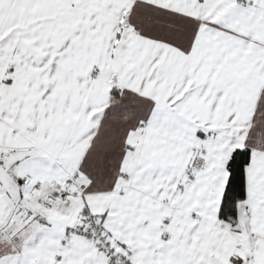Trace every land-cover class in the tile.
<instances>
[{
  "label": "snow or ice",
  "instance_id": "1",
  "mask_svg": "<svg viewBox=\"0 0 264 264\" xmlns=\"http://www.w3.org/2000/svg\"><path fill=\"white\" fill-rule=\"evenodd\" d=\"M0 264H264V0H0Z\"/></svg>",
  "mask_w": 264,
  "mask_h": 264
}]
</instances>
